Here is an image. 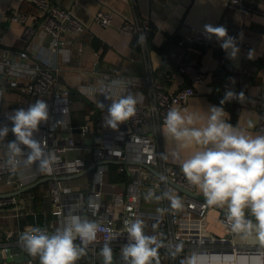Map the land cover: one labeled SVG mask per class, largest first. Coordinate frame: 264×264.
Wrapping results in <instances>:
<instances>
[{
	"label": "built area",
	"instance_id": "2783aa9c",
	"mask_svg": "<svg viewBox=\"0 0 264 264\" xmlns=\"http://www.w3.org/2000/svg\"><path fill=\"white\" fill-rule=\"evenodd\" d=\"M32 1L41 13L39 30L51 38L49 49L52 53L63 51L65 34L79 35L87 29V25L68 8L51 0ZM230 3L237 8L241 18L261 11L248 0H230ZM27 18V14L19 9L10 16L12 21L23 24L27 23ZM94 21L109 28L113 25V14L99 10ZM122 29L138 37L143 34L146 39L141 40V44L148 54L152 32L150 18L129 20ZM34 31L28 27L25 36L29 39ZM206 35L199 29L187 41L210 45L214 50L217 46L212 43L213 37L208 39ZM184 43L182 40L181 44ZM240 48L246 54L251 45L242 43ZM220 62L227 64L226 59ZM179 71L193 84H203L208 80V69L202 65L181 64ZM243 72L247 70L243 69ZM0 75L3 76L0 82V123H6V112L26 108L37 99L48 103L50 115L49 121L41 125L35 137L42 140L49 154V163L44 171L39 170L35 163L27 167L21 164L16 171H12L7 163V143L14 137L9 133L0 140V210L18 202L17 196L6 192L5 187L21 189L41 178L54 177L51 188V215L54 220L44 226H33L45 228L51 233L69 213L101 225L97 241L88 246L86 254L76 264H103L99 252L105 242H110L117 264H124L120 248L127 241L125 223L135 219L143 221L146 235L157 238L159 264H186V258L194 252L199 255V264H264V246L237 242V234L225 223L227 209H223L219 216L224 228L222 236L206 229L205 222L212 206H208L205 198L198 194V188L188 182L181 168L167 161L155 134L151 133L160 129L169 108L182 107L197 94L192 84L169 88L149 75L145 83L149 87L151 101L139 103L135 116L118 129L100 131L89 124L75 128L71 119L73 91L63 82L59 68L51 63L36 60L27 51L0 48ZM101 86L91 91L95 94L91 97L94 101L97 96L108 98L99 91ZM7 90L11 93L9 100L6 98ZM78 91L85 96L91 95L85 89L79 88ZM259 98H264V94ZM108 104L103 105L105 109ZM150 126L153 127L151 131L147 129ZM257 129L264 134V112L260 114ZM87 139L91 142H86ZM27 151L25 149V155ZM93 164L92 180L87 189H74L57 180L60 176L84 172ZM113 164L116 167H112ZM148 167L157 171L158 175ZM149 189L157 196L163 191L179 196L183 207L172 209L167 199L158 201L152 197L146 200ZM89 197L96 198L98 209L89 208ZM158 209L166 211L158 212ZM13 248L11 242L0 240L3 257L10 255ZM29 263L34 264L35 260L31 259Z\"/></svg>",
	"mask_w": 264,
	"mask_h": 264
},
{
	"label": "crops",
	"instance_id": "0c3cea01",
	"mask_svg": "<svg viewBox=\"0 0 264 264\" xmlns=\"http://www.w3.org/2000/svg\"><path fill=\"white\" fill-rule=\"evenodd\" d=\"M68 8L74 16L82 20L87 29L79 35L65 34L63 36V51L52 53L49 49L50 36L39 30L41 13L32 0H0V48L27 51L36 60L49 59L50 63L59 68V73L65 85L73 93L71 119L75 128L89 124L94 129L106 131L111 128L103 125L106 109L101 107L111 103L109 98L95 94L85 96L79 88L93 90L97 86L113 80L126 78L127 87L123 85L116 89L117 96L121 93L133 95L143 94L144 103L151 101L149 87L145 79L152 75L169 88H178L192 84L197 90L189 101L180 108L203 114L210 106L223 107L227 113L228 122L238 126L247 134H263L258 129L260 114L264 112V1L248 0V3L261 11L251 13L246 18L241 15L230 0H51ZM26 13L27 23L12 21L10 16L14 11ZM113 14V25L104 28L94 21L99 11ZM150 18L152 32L149 38L148 54L144 52L138 36L122 29L123 25L132 19ZM224 26L229 36L235 38L239 52L231 58L222 47L221 41L213 36L212 43L217 47L212 50L210 45L203 53L187 39L197 30L204 31V25ZM35 29L29 39L27 28ZM179 41L176 42L175 39ZM239 39V40H237ZM99 42L96 48L93 41ZM184 40L185 43L181 44ZM251 45L248 53L241 51V44ZM219 50V51H216ZM223 51V52H221ZM226 59L228 67L222 68L220 61ZM195 63L208 69V80L203 84L190 83L189 79L179 71L181 64ZM246 69L247 72H243ZM3 76L0 75V82ZM227 91L236 94L243 93L241 101L232 99L221 105ZM11 97L7 90L6 98ZM162 126V125H161ZM148 130H153L150 126ZM166 155L167 161L179 168L171 153L176 149L174 141L166 137L162 128L155 132ZM190 153L185 150L183 155ZM93 171H89L86 180H79L73 185L64 184L74 189H87L92 180ZM53 180L44 182L32 189L22 191L15 187H5V191L15 194L18 198L16 205L0 210V240L14 245L16 260L4 256L0 264H39L38 257L30 256L22 247L19 236L28 226L34 224H50L54 220L51 212V188ZM22 191V192H20ZM198 194L205 198L197 189ZM226 206H212L205 222L206 229L216 235H223L224 228L219 216ZM23 213V214H21ZM42 219V220H41ZM238 243L245 245H260L254 238L236 236ZM261 246V245H260ZM27 257L26 260L23 258Z\"/></svg>",
	"mask_w": 264,
	"mask_h": 264
},
{
	"label": "clouds",
	"instance_id": "9594fccd",
	"mask_svg": "<svg viewBox=\"0 0 264 264\" xmlns=\"http://www.w3.org/2000/svg\"><path fill=\"white\" fill-rule=\"evenodd\" d=\"M204 32L206 38L215 36L221 41V47L231 58L237 56L239 48L235 38L228 35L224 26L206 24ZM143 39L146 38L142 34L138 43ZM43 62L50 64L49 59H43ZM128 84L126 78H120L103 84L99 89L111 100L103 120L105 127L118 129L135 116L143 94L129 92L117 96L116 93L118 87H127ZM86 91L91 94L92 90ZM243 98L242 92L227 91L221 105L232 99L242 102ZM49 118V105L43 99L4 114L6 123H0V140L9 133L14 137L7 143V163L12 171L21 164L27 167L35 163L41 171L47 168L49 154L42 140L35 137ZM161 128L176 145L171 153L173 159L179 162L188 182L203 193L206 204L210 207L226 206L225 223L231 231L241 238H254L264 246V134H247L233 126L228 122L223 107L219 106H210L203 114L173 106L167 111ZM25 149L28 150L27 155ZM185 150L190 154L184 156ZM152 197L158 201L169 200L172 209L183 207L180 197L168 191L157 196L149 189L145 199ZM88 206L90 209L99 208L95 197H89ZM125 228L127 241L120 248L124 264H153V261L159 264L158 240L145 234L143 221H128ZM100 230L101 225L96 221L69 213L51 233L41 227H26L19 241L30 256L39 258V264H76L86 254L88 246L97 241ZM99 254L103 264H113L110 242L103 244ZM186 264H199V255L194 252L186 258Z\"/></svg>",
	"mask_w": 264,
	"mask_h": 264
},
{
	"label": "water",
	"instance_id": "95a60500",
	"mask_svg": "<svg viewBox=\"0 0 264 264\" xmlns=\"http://www.w3.org/2000/svg\"><path fill=\"white\" fill-rule=\"evenodd\" d=\"M225 67H228V65H226V64L222 65V68H225ZM86 142L90 143V142H91V139H87ZM108 163H113V162L109 161ZM94 167H95V164L91 165V166H90L86 171H84V172H81V173H78V174H74V175L60 176V177L57 178V180H59V181H65V180H73V179H76V178H78V177H81V176L85 175L86 173H88L89 171H91ZM148 168H150L151 171H153V172H155V173L157 174V171H155V170L152 169L151 167H148ZM157 175H158V174H157ZM54 179H55L54 177H44V178H41V179H39L38 181H36V182H34V183H32V184H29V185L25 186V187L22 189V191H26V190L32 189V188H34V187H36V186H38V185H40V184H42V183H44V182H47V181H49V180H54ZM22 191H20V192H22ZM14 253H15V250L12 249V250L10 251V255H8L10 261H12L13 259L16 260V261H18V259H17L15 256L13 257V256L11 255V254H14ZM23 259L26 260L27 257H25V258H23ZM2 260H3V255L0 254V262H2ZM102 260H103V258H102ZM113 264H117V261H116V253H115L114 251H113Z\"/></svg>",
	"mask_w": 264,
	"mask_h": 264
},
{
	"label": "trees",
	"instance_id": "16d2710c",
	"mask_svg": "<svg viewBox=\"0 0 264 264\" xmlns=\"http://www.w3.org/2000/svg\"><path fill=\"white\" fill-rule=\"evenodd\" d=\"M175 41L178 42L179 40L176 38ZM93 44H94V46H95L96 48H99V42H98L97 40H94V41H93ZM194 45H195V47H196L197 49L201 50L203 53H205V52L207 51V49H208V47L205 46V45H200V44H194ZM216 51H219V50H216ZM221 52H223V51H221ZM112 167H116V165L113 164ZM41 220H42V219H41Z\"/></svg>",
	"mask_w": 264,
	"mask_h": 264
},
{
	"label": "rangeland",
	"instance_id": "374dc122",
	"mask_svg": "<svg viewBox=\"0 0 264 264\" xmlns=\"http://www.w3.org/2000/svg\"><path fill=\"white\" fill-rule=\"evenodd\" d=\"M88 177H89V176L86 175V176L81 177V178H79V179H81V180H86ZM78 181H79V180H77V181H74V180H65V181H63V183H64V184L73 185L74 183H76V182H78Z\"/></svg>",
	"mask_w": 264,
	"mask_h": 264
}]
</instances>
